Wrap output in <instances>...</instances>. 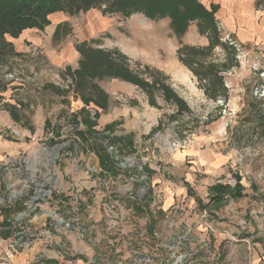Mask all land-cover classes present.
Here are the masks:
<instances>
[{
    "label": "rangeland",
    "instance_id": "obj_1",
    "mask_svg": "<svg viewBox=\"0 0 264 264\" xmlns=\"http://www.w3.org/2000/svg\"><path fill=\"white\" fill-rule=\"evenodd\" d=\"M65 16L0 64V264H264V36Z\"/></svg>",
    "mask_w": 264,
    "mask_h": 264
},
{
    "label": "trees",
    "instance_id": "obj_2",
    "mask_svg": "<svg viewBox=\"0 0 264 264\" xmlns=\"http://www.w3.org/2000/svg\"><path fill=\"white\" fill-rule=\"evenodd\" d=\"M90 10H99L103 16L119 14L122 17H128L140 13L150 21L168 18L172 33L177 38H181L185 34L191 23L197 24L198 32L201 35L218 34V23L214 18L217 11L216 6H212L210 10H207L195 0H0V64L9 55L20 56L13 45L6 41V35H9L12 39H17L25 30L33 28L44 30L48 25V17L55 13L74 16ZM183 49L185 48L180 49L178 53V60L182 63L184 61L180 52ZM84 50H91L86 42L77 46V51H81L83 57L80 65L88 66L87 76L91 72L95 76L90 55L85 54ZM77 73L83 76L81 69L77 70ZM127 74V77L131 79L127 78L128 82L132 81L134 84H141L142 82L147 87L146 83L135 79L128 69ZM161 89L163 98L166 101L169 100L173 95L171 90ZM175 96H173L174 99L181 107L182 102L179 99L177 100ZM107 160L108 157H104L103 163ZM234 178L236 179L234 188L216 183L210 189V192L214 195V205L221 203L225 194L234 199L243 197L244 188L240 184L241 179L237 175Z\"/></svg>",
    "mask_w": 264,
    "mask_h": 264
},
{
    "label": "crops",
    "instance_id": "obj_3",
    "mask_svg": "<svg viewBox=\"0 0 264 264\" xmlns=\"http://www.w3.org/2000/svg\"><path fill=\"white\" fill-rule=\"evenodd\" d=\"M201 3L207 10H210L212 6H216L217 11L214 15L218 23L219 30H222L225 34L233 35L238 41L245 43L253 42L256 39L260 40L264 36V0H195ZM49 26L52 29L65 20H67L64 13H55L48 17ZM69 19V18H68ZM103 27V26H102ZM40 33L39 31H37ZM36 31L26 30L23 31L21 36L17 39L8 40L14 47L23 50L24 44L29 45L40 44L36 35ZM193 36L192 38L190 37ZM195 35V36H194ZM183 42L188 45L197 46L204 44L205 39H201L199 34L196 33V29L193 26L188 27L185 36H183ZM26 47V46H25ZM25 51V50H23ZM70 60L76 59V54L73 51L69 53ZM59 62L67 61V56L62 55L56 57ZM201 158V163L205 162ZM224 159L221 157H212V163L209 165L219 166L223 163ZM166 204H170V199H166Z\"/></svg>",
    "mask_w": 264,
    "mask_h": 264
},
{
    "label": "built area",
    "instance_id": "obj_4",
    "mask_svg": "<svg viewBox=\"0 0 264 264\" xmlns=\"http://www.w3.org/2000/svg\"><path fill=\"white\" fill-rule=\"evenodd\" d=\"M227 37L228 36H225V38ZM228 186L233 188L235 186V180H230Z\"/></svg>",
    "mask_w": 264,
    "mask_h": 264
},
{
    "label": "water",
    "instance_id": "obj_5",
    "mask_svg": "<svg viewBox=\"0 0 264 264\" xmlns=\"http://www.w3.org/2000/svg\"><path fill=\"white\" fill-rule=\"evenodd\" d=\"M121 166H124V164H120Z\"/></svg>",
    "mask_w": 264,
    "mask_h": 264
}]
</instances>
